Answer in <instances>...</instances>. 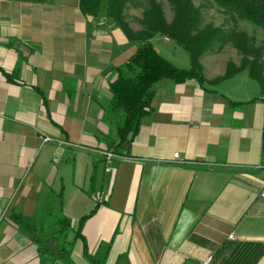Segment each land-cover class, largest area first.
Listing matches in <instances>:
<instances>
[{"label": "crops", "instance_id": "1", "mask_svg": "<svg viewBox=\"0 0 264 264\" xmlns=\"http://www.w3.org/2000/svg\"><path fill=\"white\" fill-rule=\"evenodd\" d=\"M154 47L190 67L179 50ZM136 48L79 0H0V264H62L37 248L57 250L43 228L60 209L69 240L95 209L74 264H264L257 82L240 71L209 83L225 70L202 56L206 83L160 84L127 154L108 164V84Z\"/></svg>", "mask_w": 264, "mask_h": 264}, {"label": "trees", "instance_id": "2", "mask_svg": "<svg viewBox=\"0 0 264 264\" xmlns=\"http://www.w3.org/2000/svg\"><path fill=\"white\" fill-rule=\"evenodd\" d=\"M143 1L147 2V6L138 19L140 27L133 29L128 22L126 8L129 5H141ZM167 1L173 12L170 22L166 20L157 0H79V8L84 16L92 19L106 18L119 27L128 40L137 44L136 50L127 61L114 68V78L108 84L110 100L105 111L107 115L113 116L115 130L114 137L106 140V151L114 155L127 154L128 147H124L127 135L132 132L133 139L142 119L152 111V100L160 84H179L188 80H194L200 86L206 83L200 58L213 49L218 39L220 42L231 43L240 53L241 59L238 66L228 62L224 75L209 83H216L234 73L246 71L261 90L260 96L251 101L264 102V56L262 49L253 43V39L240 31L224 33L213 24L200 27L199 9L192 0ZM211 1L228 14L264 28V0ZM155 35L166 36L183 48L188 54L190 67L179 68L164 58L152 44L151 40ZM261 146L264 150V118ZM59 203L61 205V199ZM94 210L80 219L78 230L74 232L72 240H69L71 221L60 209L58 215L51 219V224L43 228L44 235L57 241L59 246L56 251H49L42 244H37L41 261L45 263L55 260L62 264H74L71 259L73 243L81 237L79 228ZM87 258L92 264H104V258Z\"/></svg>", "mask_w": 264, "mask_h": 264}, {"label": "rangeland", "instance_id": "3", "mask_svg": "<svg viewBox=\"0 0 264 264\" xmlns=\"http://www.w3.org/2000/svg\"><path fill=\"white\" fill-rule=\"evenodd\" d=\"M163 9L165 18L168 22L172 20L173 12L171 9V5L167 0H157ZM193 4L199 9L200 13V27H203L206 24H213L216 27H220L221 30L224 33H230L232 31H240L245 33L247 36L253 39V43L262 49L263 56H264V28H261L259 26H256L255 24L240 20L237 17L228 14L226 11L219 8L214 2L211 0H192ZM147 6V2H142L141 5H129L126 8V16L128 18V22H130V25L133 29H138L140 27V23L138 19L142 15V11ZM156 37H159V35L155 36L153 38L154 45H158L159 47H165L169 46L170 48L179 50L181 56H183L185 59H188L187 52L181 48L180 46L176 45L172 40L169 39L170 43L165 42L161 39H158ZM220 40V39H218ZM216 41L215 45H213V49L209 50L208 52H205L203 55V58L205 61L209 60L211 67H215L214 69L218 71L225 70V65H227L228 62L239 63L241 59L240 53L231 45L229 42H220ZM164 57V56H163ZM165 58V57H164ZM167 59V58H166ZM175 58H172V60ZM179 59V58H178ZM168 60V59H167ZM171 63L174 64L171 60H169ZM258 86V95H260L261 90L259 85Z\"/></svg>", "mask_w": 264, "mask_h": 264}, {"label": "built area", "instance_id": "4", "mask_svg": "<svg viewBox=\"0 0 264 264\" xmlns=\"http://www.w3.org/2000/svg\"><path fill=\"white\" fill-rule=\"evenodd\" d=\"M165 39L168 40L167 38H165ZM48 141H50V138H48V137H44V138L42 139V142H43V143H46V142H48ZM114 156H115V155L112 154L111 152H104V158H105L106 163H108V164L111 163V160H112V158H114ZM174 158H177V153L174 154ZM228 238L234 240V239H235V236H234L233 234H229V235H228ZM210 260H211V257H208V258L205 260L204 264H208Z\"/></svg>", "mask_w": 264, "mask_h": 264}, {"label": "water", "instance_id": "5", "mask_svg": "<svg viewBox=\"0 0 264 264\" xmlns=\"http://www.w3.org/2000/svg\"><path fill=\"white\" fill-rule=\"evenodd\" d=\"M132 135H133L132 132L128 133L127 138H126V143L124 144V147H125V148L128 147V144H129V142H130L131 139H132Z\"/></svg>", "mask_w": 264, "mask_h": 264}]
</instances>
